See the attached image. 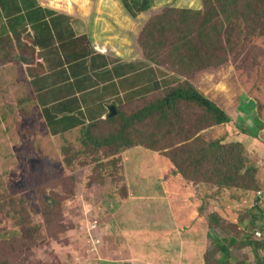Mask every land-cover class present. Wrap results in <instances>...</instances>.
Instances as JSON below:
<instances>
[{
  "label": "rangeland",
  "instance_id": "rangeland-1",
  "mask_svg": "<svg viewBox=\"0 0 264 264\" xmlns=\"http://www.w3.org/2000/svg\"><path fill=\"white\" fill-rule=\"evenodd\" d=\"M185 1L190 6L200 5L199 0ZM167 5L157 6L152 14L161 13ZM5 30L8 31V27L3 20L2 24L0 22V264H130L128 258L132 254V247L141 243L136 240L129 246L119 239L120 231L116 228V224L119 226L117 210L122 204L113 206L117 204V199L122 203L127 201L130 189V194L135 195L139 191L138 193L148 197L149 204L138 217L130 214L125 219L122 216L127 236H131L130 239L133 234L145 236L143 245L148 241L147 235L152 230L158 231L162 237L177 239L172 247L164 244L153 246L152 249V246L142 245L137 251L141 256L167 257L171 254L177 258L180 255V237L186 231L185 225L182 230L181 223H175V220L187 205L185 201H181L185 193L193 196L190 200L194 207L190 209L192 221L189 232L195 237L196 240L192 239L197 245L192 246L198 253L194 256V264H208L205 255L211 246V237L216 239L218 235L209 229L208 216L217 211L225 223L231 224L220 228L219 238L238 235L243 241L240 227L235 228V225L247 217L259 192L248 193L244 189L239 193L232 190L219 191L213 185L190 183L176 173L175 166L170 161V152L148 148L152 147L150 138L144 144L116 157L117 160L112 162L114 164L111 167L109 162L114 157H106L103 153L86 157V147L80 138L85 125L108 118L92 119L97 115L109 116L113 106L116 107L117 114L119 111L138 112L144 106L136 102L138 98L149 97L152 93L154 100L188 77L216 101L219 100L217 103L228 110L235 120L240 117L245 130L262 137L258 140L247 135L256 145L251 146L253 151L250 152L253 159H259L262 166L259 179L264 183V154L261 152V148L264 150L263 46L252 45L245 37L238 38L236 33L233 40L235 49L229 54V66L223 65L199 74L201 70L195 68L186 72L185 77L174 68L175 60L169 56H160L161 64L147 59V52L139 43L138 23L133 22L128 34L132 51L126 55V59L141 61L125 67L129 70H124L121 74L130 76L127 80L114 81V76L110 73L111 80L106 91L119 93V98H123L111 101V107L107 110L99 102L89 104L80 112L56 108L51 112L54 119L49 125L47 107L40 102L44 95L41 92L53 90L58 73L44 67L42 58L47 54L36 52L31 45L33 39L28 35L12 36L9 32H3ZM86 52L89 53L87 50ZM56 61L58 55L52 53L49 62ZM196 74L198 75L194 78ZM43 75H48L45 76L48 79L46 82L39 80ZM133 84L139 90H135L137 94L131 96L132 92L128 94V91H131ZM67 86L65 84L62 87ZM124 92H127V97ZM56 106L59 107V104H55ZM146 129L147 133H152V123ZM208 135V139L220 138L228 145V139L238 134H234L229 126H220L208 132ZM147 159L152 162L149 163ZM127 161L131 164L126 163ZM121 165L124 167H120ZM158 165L160 166L157 168ZM132 174L138 181L134 180ZM260 193L264 195V188ZM198 194L199 199L196 198ZM234 194H237L236 198ZM166 207L167 215L164 214ZM155 209H161V226L160 216L156 220L152 214ZM263 219L264 217L261 222ZM153 221L158 224L154 226ZM197 222L203 227L199 228L200 224L197 225ZM193 226H197L195 230H192ZM230 226L233 229H229ZM150 227L152 229L148 232ZM243 229L246 236H255L256 231L253 229ZM261 231L264 232V226ZM95 246L99 247V251H93ZM235 255L247 264L256 262L254 254L248 248L235 251ZM162 263L183 264L172 259Z\"/></svg>",
  "mask_w": 264,
  "mask_h": 264
},
{
  "label": "trees",
  "instance_id": "trees-1",
  "mask_svg": "<svg viewBox=\"0 0 264 264\" xmlns=\"http://www.w3.org/2000/svg\"><path fill=\"white\" fill-rule=\"evenodd\" d=\"M202 1L201 8L167 5L161 13L152 14L155 8L147 12L138 30L139 43L147 52V59L161 64L160 56H169L175 60L174 68L178 73L186 77L185 73L195 68L201 70L199 74L223 65L229 66V54L235 49L233 40L236 33L238 38L245 37L252 45L264 47V0ZM3 20L0 10L1 24ZM136 102L144 105L138 112L119 111L116 115L110 114L107 119L85 125L80 141L86 147V157L99 153L114 157L109 162L111 167L116 157L150 138L152 147L148 148L170 152V161L176 173L190 183L213 185L219 191L237 193L241 189L248 193H260L264 188L259 179L262 171L259 159H253L252 153L241 143L227 145L220 138L208 139V132L216 127L229 126L234 134L251 135L258 140L262 137L245 130L240 117L235 120L228 110L217 103L219 100L212 98L190 78L186 77L181 84L171 86L161 97L152 100L150 94L149 97L138 98ZM48 115L50 125L54 118ZM151 123L152 133H147L146 128ZM113 127L116 129L113 130ZM234 195L236 198L237 194ZM263 201L256 197L247 217L235 225V228L240 227L243 241L238 235L219 238L220 228L231 224L222 220L219 211L208 216L209 229L218 234L216 239L210 236L211 246L205 255L208 264H247L235 255V251L244 248L254 254L255 264H264V239L256 235L255 238L246 236L243 229L247 222H261L264 217Z\"/></svg>",
  "mask_w": 264,
  "mask_h": 264
},
{
  "label": "crops",
  "instance_id": "crops-1",
  "mask_svg": "<svg viewBox=\"0 0 264 264\" xmlns=\"http://www.w3.org/2000/svg\"><path fill=\"white\" fill-rule=\"evenodd\" d=\"M202 3L203 1L199 0L200 5L196 7L195 5H187L185 0H0V10L4 15V22L7 24L9 34L16 37L28 35L33 39L31 45L36 52L38 54L41 52L47 54V56L42 58L44 67L47 70L53 69L54 72L58 73V80H54L56 85L53 90L41 92L44 94L41 96V101L39 97V101L47 107L46 114L48 115L47 111L50 112L48 116L51 117V112L56 108L78 110L80 112L84 111L89 104H97L96 102H99L107 110L108 107H111V101L121 100L123 97L120 99L119 93L113 94L106 91L111 80L110 73L113 74L114 81L127 80L130 76L127 77L126 74H121L124 70H129V68L125 67L141 61V59H138L140 61L131 58L126 59V55L132 51L128 34L130 28L132 29L133 22L138 23L141 29L142 21L147 12L152 11L157 6L168 4L201 8ZM144 8H147L148 11L146 12L145 10L147 9ZM53 47L57 48L53 49ZM52 53L58 55V61L49 62ZM78 54H84V56H78ZM43 76L39 80L46 82L48 79L45 76L48 77V75ZM65 84L68 86L62 87ZM135 90L139 89L135 88V84H133L128 94L131 92V96L137 94ZM71 91L72 94L70 95ZM124 94L127 97V92H124ZM62 102H65L64 105H60ZM55 104H59V107H55ZM48 107L50 108L49 110ZM100 117L105 118L108 115H97V117L92 119ZM68 131L71 132L70 129ZM237 136H232L227 143H241L252 152L251 146H256L254 141L247 135ZM261 152L264 154L262 148ZM147 160L149 163L152 162L150 159ZM126 163L131 164L130 161ZM159 166L156 167L158 168ZM133 178L138 181L136 176H133ZM130 192L131 189L128 192V196H126L127 201L122 203V201L117 199V204L113 205L118 207L122 204L120 209L117 210L119 226L116 224V228L120 231L119 239L129 246L133 245L136 240L141 243L139 246L132 247V254L128 258L130 264H163L162 262L168 259L179 261L183 264H194L196 260L194 256H197L198 253L192 249V246L197 247V245L193 240L195 237L189 232V224L192 221L190 220V209L194 207L190 200L193 196L185 193L181 197V201H185L187 205L176 217V220L174 217L175 223L176 221L181 223L182 230L184 229L183 225H185L184 231H186L182 232L180 230L182 232L180 237L182 251L180 255L177 258L172 257L171 254H168L167 257L159 255L152 257L150 255L146 258L137 253L138 247L140 248L143 245L142 243H144L145 236L139 237L133 234L132 239H130L131 236H127V230H124L127 227L121 218L124 216L127 219L130 214H134L135 217H138V214L141 215V212L147 209L149 198L138 193L139 191L135 195L130 194ZM164 192L165 195L168 194L167 190ZM137 198L139 199L136 200ZM196 198L199 199V194L196 195ZM187 199L188 201H186ZM109 204L111 203L109 202ZM152 214L156 220L160 218L159 224L161 226L163 219L161 209H155ZM164 214L167 215V207ZM157 224V221H153L154 226ZM198 224H200L199 228L203 227L201 223L197 222ZM263 225L264 223L262 222L259 224V222L252 221L247 222L244 227L258 231ZM196 227L193 226L192 230H195ZM151 229L152 227L149 228L148 232ZM157 232L152 230V233L149 236L147 235L146 240L148 241L145 242V245L152 246V249L153 246H162L164 244L172 247L173 243L177 241V239L162 237ZM160 238L162 239L160 240ZM163 251L165 252V250Z\"/></svg>",
  "mask_w": 264,
  "mask_h": 264
},
{
  "label": "built area",
  "instance_id": "built-area-1",
  "mask_svg": "<svg viewBox=\"0 0 264 264\" xmlns=\"http://www.w3.org/2000/svg\"><path fill=\"white\" fill-rule=\"evenodd\" d=\"M258 195L261 199L264 198V195L262 193H259ZM255 235L257 236V238L264 239V232L262 231H256ZM93 251L94 252L99 251V247L98 246L93 247Z\"/></svg>",
  "mask_w": 264,
  "mask_h": 264
},
{
  "label": "water",
  "instance_id": "water-1",
  "mask_svg": "<svg viewBox=\"0 0 264 264\" xmlns=\"http://www.w3.org/2000/svg\"><path fill=\"white\" fill-rule=\"evenodd\" d=\"M116 114H117L116 107L113 106V107H112V115H116Z\"/></svg>",
  "mask_w": 264,
  "mask_h": 264
},
{
  "label": "bare ground",
  "instance_id": "bare-ground-1",
  "mask_svg": "<svg viewBox=\"0 0 264 264\" xmlns=\"http://www.w3.org/2000/svg\"><path fill=\"white\" fill-rule=\"evenodd\" d=\"M118 4V3H117ZM116 5V4H115ZM114 6V5H113ZM119 9H120V7H119Z\"/></svg>",
  "mask_w": 264,
  "mask_h": 264
}]
</instances>
